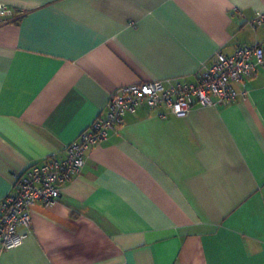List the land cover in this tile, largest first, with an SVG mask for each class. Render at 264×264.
I'll list each match as a JSON object with an SVG mask.
<instances>
[{
	"label": "crops",
	"instance_id": "obj_1",
	"mask_svg": "<svg viewBox=\"0 0 264 264\" xmlns=\"http://www.w3.org/2000/svg\"><path fill=\"white\" fill-rule=\"evenodd\" d=\"M0 4L14 11L0 22V199L28 165L62 157L116 88L194 82L216 52L264 47V24L248 23L264 0ZM234 87L182 117L125 114L54 205L30 204L0 264H264V70Z\"/></svg>",
	"mask_w": 264,
	"mask_h": 264
},
{
	"label": "built area",
	"instance_id": "obj_2",
	"mask_svg": "<svg viewBox=\"0 0 264 264\" xmlns=\"http://www.w3.org/2000/svg\"><path fill=\"white\" fill-rule=\"evenodd\" d=\"M13 13V9L0 4V22ZM248 23L253 28L263 25L264 9L256 12ZM259 70H264V47L243 44L231 54L216 52L209 63L201 64L194 82L175 78L165 83L154 79L113 90L104 110L64 147L62 157L52 154L13 177V191L0 199V257L4 250L18 246L27 236L30 204L38 201L44 206L54 205L62 185L80 173L87 152L106 140L125 114L144 105L151 109L165 107L167 112L182 117L194 105L228 104L239 95L234 83L245 82ZM159 116L167 115L162 112ZM20 227L25 229L19 231Z\"/></svg>",
	"mask_w": 264,
	"mask_h": 264
}]
</instances>
